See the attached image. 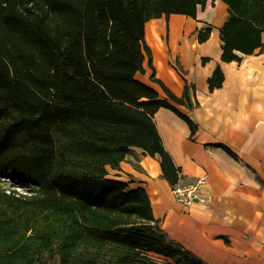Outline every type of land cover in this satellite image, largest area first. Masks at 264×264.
<instances>
[{"label":"trees","instance_id":"obj_1","mask_svg":"<svg viewBox=\"0 0 264 264\" xmlns=\"http://www.w3.org/2000/svg\"><path fill=\"white\" fill-rule=\"evenodd\" d=\"M220 1L229 7L222 61L264 52V0ZM207 2L0 0V264H206L167 241L147 191L110 179L108 167L138 148L179 185L154 116L169 109L194 134L175 105L199 103L194 87L178 97L156 78L146 24L173 14L196 20ZM211 33L200 31L199 42ZM147 59L166 97L137 80ZM224 81L218 66L210 92Z\"/></svg>","mask_w":264,"mask_h":264},{"label":"crops","instance_id":"obj_2","mask_svg":"<svg viewBox=\"0 0 264 264\" xmlns=\"http://www.w3.org/2000/svg\"><path fill=\"white\" fill-rule=\"evenodd\" d=\"M228 18L229 7L224 2L208 0L196 20L173 14L146 24L156 78L178 97L187 84L195 88L192 100L199 106L175 105L196 125L194 134L185 120L166 108L157 111L154 121L165 149L180 169L179 185L205 178L200 186L205 202L177 203L160 159L138 148H132L118 169L108 167V177L133 189L144 188L166 240L206 264H264V52L238 53L241 63L223 62L220 30ZM150 25L162 44L160 58L148 39ZM207 28H212L211 36L201 44L199 32ZM158 58L163 62L161 72ZM178 65L185 71L183 76ZM218 66L225 81L210 92L208 80ZM145 70L137 74V80L166 97L151 81L148 59ZM148 159L157 163L155 174L144 163Z\"/></svg>","mask_w":264,"mask_h":264},{"label":"built area","instance_id":"obj_3","mask_svg":"<svg viewBox=\"0 0 264 264\" xmlns=\"http://www.w3.org/2000/svg\"><path fill=\"white\" fill-rule=\"evenodd\" d=\"M205 183V178L189 185H177L173 188V195L177 203L190 206L195 202H205L200 194V186Z\"/></svg>","mask_w":264,"mask_h":264},{"label":"bare ground","instance_id":"obj_4","mask_svg":"<svg viewBox=\"0 0 264 264\" xmlns=\"http://www.w3.org/2000/svg\"><path fill=\"white\" fill-rule=\"evenodd\" d=\"M148 39H149L150 45L152 46L153 50L157 53L158 57L160 58V54L162 55L163 48L159 40L158 32L156 28H154L152 25H150L148 28ZM159 58H158L157 63H158V66L161 72L163 69V62L160 61ZM144 163L151 169L153 174L156 173L155 169L157 168V163H155V161L148 159Z\"/></svg>","mask_w":264,"mask_h":264},{"label":"rangeland","instance_id":"obj_5","mask_svg":"<svg viewBox=\"0 0 264 264\" xmlns=\"http://www.w3.org/2000/svg\"><path fill=\"white\" fill-rule=\"evenodd\" d=\"M4 180L7 181V182H3V185H4L5 187L11 188V189H16V190H18V191H21L22 193L25 192L23 189H17V186H16L17 184H15L13 180H10L9 178H5ZM14 185H15V186H14ZM159 258L164 259V258H162V257H160V256H159ZM157 263H158V264H161V263H159V262H157Z\"/></svg>","mask_w":264,"mask_h":264}]
</instances>
